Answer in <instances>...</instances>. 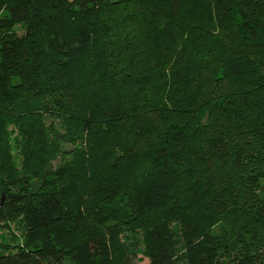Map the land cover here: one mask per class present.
<instances>
[{
    "label": "trees",
    "instance_id": "1",
    "mask_svg": "<svg viewBox=\"0 0 264 264\" xmlns=\"http://www.w3.org/2000/svg\"><path fill=\"white\" fill-rule=\"evenodd\" d=\"M16 218L0 264H264V0H0Z\"/></svg>",
    "mask_w": 264,
    "mask_h": 264
},
{
    "label": "rangeland",
    "instance_id": "2",
    "mask_svg": "<svg viewBox=\"0 0 264 264\" xmlns=\"http://www.w3.org/2000/svg\"><path fill=\"white\" fill-rule=\"evenodd\" d=\"M9 130L11 132V138H13V127L10 126ZM65 149L70 150L71 146H67ZM2 224H4L5 227H2ZM2 224H0V256L13 253L15 249L19 248L22 244L23 235V224L20 220H18V218L12 222L7 221ZM135 256L131 257L134 264H147V260H145L141 255ZM138 260H140V262H138Z\"/></svg>",
    "mask_w": 264,
    "mask_h": 264
}]
</instances>
